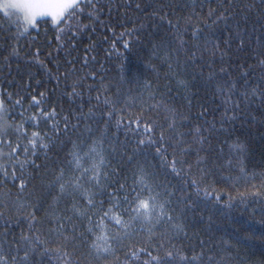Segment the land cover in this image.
<instances>
[{"label": "trees", "instance_id": "trees-1", "mask_svg": "<svg viewBox=\"0 0 264 264\" xmlns=\"http://www.w3.org/2000/svg\"><path fill=\"white\" fill-rule=\"evenodd\" d=\"M78 4L0 11V264H264V0Z\"/></svg>", "mask_w": 264, "mask_h": 264}, {"label": "snow or ice", "instance_id": "snow-or-ice-1", "mask_svg": "<svg viewBox=\"0 0 264 264\" xmlns=\"http://www.w3.org/2000/svg\"><path fill=\"white\" fill-rule=\"evenodd\" d=\"M90 2V0H89ZM6 7H14V8H23L26 11L31 10H39L41 15L45 14H62L63 11H65L68 8H72L73 12L69 13V16L72 14H75L76 12L80 11V5L77 3V0H36V2L33 3H27L22 5H6ZM26 21L31 24L32 26H35V17L34 15H26ZM35 103H39V101H35ZM54 115V114H53ZM150 131V129H146ZM33 140L31 143L33 144V147L36 146L37 140L39 139L38 134H33ZM41 146L44 147L42 141ZM23 187V186H22ZM143 210L145 214V218H147V214L150 210V202L146 200H140L137 206V212L139 214V211ZM117 223H120L119 220L116 221ZM107 251V249H105Z\"/></svg>", "mask_w": 264, "mask_h": 264}, {"label": "rangeland", "instance_id": "rangeland-1", "mask_svg": "<svg viewBox=\"0 0 264 264\" xmlns=\"http://www.w3.org/2000/svg\"><path fill=\"white\" fill-rule=\"evenodd\" d=\"M80 0H77V3ZM36 2V0H0V11L5 13L6 15H9L11 17L19 18L21 19L26 25L32 26L26 21V15H34L35 17V24L37 23L38 20L41 19H51L54 23H59L62 18L64 17L65 13L70 10L71 8L66 9L63 11L62 14H45L41 15L39 10H31V11H26L23 8H14V7H6V5H22V4H27V3H33ZM63 2V0H62Z\"/></svg>", "mask_w": 264, "mask_h": 264}]
</instances>
